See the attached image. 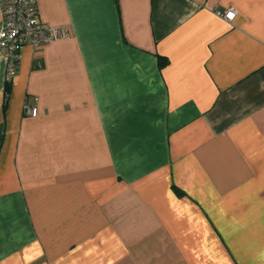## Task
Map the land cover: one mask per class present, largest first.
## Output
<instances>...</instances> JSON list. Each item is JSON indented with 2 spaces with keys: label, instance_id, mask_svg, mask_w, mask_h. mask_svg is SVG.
<instances>
[{
  "label": "crops",
  "instance_id": "crops-1",
  "mask_svg": "<svg viewBox=\"0 0 264 264\" xmlns=\"http://www.w3.org/2000/svg\"><path fill=\"white\" fill-rule=\"evenodd\" d=\"M35 2L68 37L0 54V264H264V0Z\"/></svg>",
  "mask_w": 264,
  "mask_h": 264
},
{
  "label": "built area",
  "instance_id": "built-area-1",
  "mask_svg": "<svg viewBox=\"0 0 264 264\" xmlns=\"http://www.w3.org/2000/svg\"><path fill=\"white\" fill-rule=\"evenodd\" d=\"M3 21L0 28V54L7 59V81L16 75V66L20 59L19 49L23 46L40 48L66 39L65 28H51L40 22L35 0H0ZM215 15L231 23L236 13L216 11ZM36 101V100H35ZM36 106H25V115L36 117Z\"/></svg>",
  "mask_w": 264,
  "mask_h": 264
},
{
  "label": "trees",
  "instance_id": "trees-1",
  "mask_svg": "<svg viewBox=\"0 0 264 264\" xmlns=\"http://www.w3.org/2000/svg\"><path fill=\"white\" fill-rule=\"evenodd\" d=\"M161 65H163V64H161ZM9 89H10V88H9V85H7V86H6V90H7V92L9 91Z\"/></svg>",
  "mask_w": 264,
  "mask_h": 264
}]
</instances>
